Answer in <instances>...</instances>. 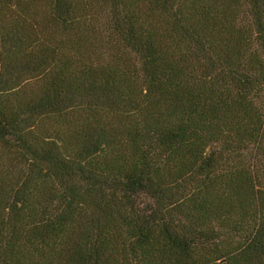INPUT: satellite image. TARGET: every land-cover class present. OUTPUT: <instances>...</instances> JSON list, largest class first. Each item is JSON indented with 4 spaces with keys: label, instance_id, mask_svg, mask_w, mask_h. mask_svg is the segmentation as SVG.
<instances>
[{
    "label": "trees",
    "instance_id": "obj_1",
    "mask_svg": "<svg viewBox=\"0 0 264 264\" xmlns=\"http://www.w3.org/2000/svg\"><path fill=\"white\" fill-rule=\"evenodd\" d=\"M0 264H264V0H0Z\"/></svg>",
    "mask_w": 264,
    "mask_h": 264
}]
</instances>
